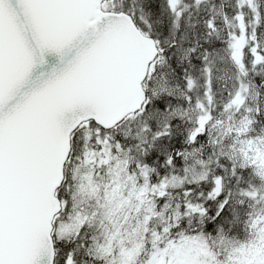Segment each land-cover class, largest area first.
Returning a JSON list of instances; mask_svg holds the SVG:
<instances>
[{
  "label": "snow or ice",
  "instance_id": "snow-or-ice-1",
  "mask_svg": "<svg viewBox=\"0 0 264 264\" xmlns=\"http://www.w3.org/2000/svg\"><path fill=\"white\" fill-rule=\"evenodd\" d=\"M0 264H264V0H0Z\"/></svg>",
  "mask_w": 264,
  "mask_h": 264
}]
</instances>
